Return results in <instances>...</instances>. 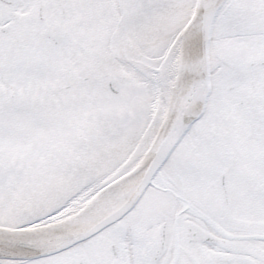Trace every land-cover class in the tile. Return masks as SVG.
<instances>
[{"label":"snow or ice","instance_id":"obj_1","mask_svg":"<svg viewBox=\"0 0 264 264\" xmlns=\"http://www.w3.org/2000/svg\"><path fill=\"white\" fill-rule=\"evenodd\" d=\"M0 264H264V0H0Z\"/></svg>","mask_w":264,"mask_h":264}]
</instances>
